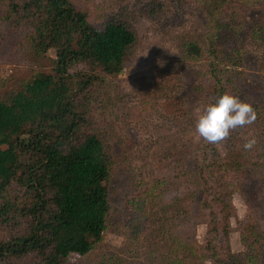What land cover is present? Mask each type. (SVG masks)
<instances>
[{"label": "trees", "instance_id": "16d2710c", "mask_svg": "<svg viewBox=\"0 0 264 264\" xmlns=\"http://www.w3.org/2000/svg\"><path fill=\"white\" fill-rule=\"evenodd\" d=\"M254 4L264 5V0H204L208 42L192 39L181 46L184 57L206 59L196 92L205 96L207 125L194 150L188 148L189 156L187 146L178 148L180 188L174 198L168 201L163 191L153 196L150 188L132 202L143 217L149 213L146 202L161 209L152 238L162 244L157 254L153 250L151 264H202L206 259L210 264H264V231L250 214L239 229L243 249L235 252L230 246L231 197L242 191L237 184L250 166L264 191V154L244 152L222 70L224 60L237 55L220 17L223 8L234 12ZM5 17L23 28L17 44L31 60L45 57L46 46L55 54L50 70L37 71L0 95V264H69L70 255L89 252L107 226L112 158L97 128L94 102L99 86L122 70L136 36L117 19L93 25L72 0H10ZM81 63L87 70L73 69ZM189 163L194 169L187 168ZM189 180L195 190L187 187ZM250 191L242 194L246 201ZM200 211L206 217L201 245L193 234L174 233L195 225Z\"/></svg>", "mask_w": 264, "mask_h": 264}, {"label": "rangeland", "instance_id": "374dc122", "mask_svg": "<svg viewBox=\"0 0 264 264\" xmlns=\"http://www.w3.org/2000/svg\"><path fill=\"white\" fill-rule=\"evenodd\" d=\"M72 1L93 25L100 27L107 19H117L129 24L136 38L122 70L99 86L94 102L97 128L112 158L107 181V226L89 252L71 254L67 262L151 264L152 255L160 251L158 246L162 244L152 238L161 209L146 202L149 213L143 217L132 202L150 188L153 196L163 191L168 201L173 199L180 188L178 148L187 146L189 156L188 148L193 151L205 134V96L196 92V84L206 59L184 57L181 46L192 39L208 42L209 15L204 0ZM9 2L0 0V95L30 80L37 71L50 70L55 54L46 46L45 57L34 61L23 51L17 44L23 39V28L5 17ZM223 10L220 17L228 25V43L237 52L234 59H226L222 65L224 82L236 109L232 120L244 152L260 156L264 154V5H242L234 12L227 6ZM73 69L87 67L81 63ZM219 150L223 151V146ZM249 164L253 166V161ZM187 166L194 169L190 163ZM255 170L250 166L243 172L237 184L242 191H234L231 197L229 238L235 252L243 249L239 229L248 214L264 231V191ZM195 184L189 180L187 187L195 190ZM249 188L246 201L242 194H247ZM205 218L204 213L198 214L195 225L177 228L174 233L181 237L193 234L201 245ZM202 264L210 262L206 259Z\"/></svg>", "mask_w": 264, "mask_h": 264}]
</instances>
